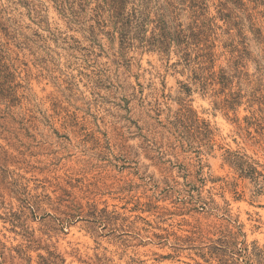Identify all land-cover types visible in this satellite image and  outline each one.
Wrapping results in <instances>:
<instances>
[{
  "label": "rangeland",
  "instance_id": "1",
  "mask_svg": "<svg viewBox=\"0 0 264 264\" xmlns=\"http://www.w3.org/2000/svg\"><path fill=\"white\" fill-rule=\"evenodd\" d=\"M221 1L206 68L165 0L124 51L100 0H0V264H264V0Z\"/></svg>",
  "mask_w": 264,
  "mask_h": 264
},
{
  "label": "trees",
  "instance_id": "2",
  "mask_svg": "<svg viewBox=\"0 0 264 264\" xmlns=\"http://www.w3.org/2000/svg\"><path fill=\"white\" fill-rule=\"evenodd\" d=\"M152 0H100L98 10L106 14L107 20L104 24L109 23V27L114 30L115 39L121 42L122 50L130 46L132 42L144 41L140 34L150 17L146 11ZM169 13L174 15V20L166 19L165 13L157 16L155 29L159 31V39L154 35L150 42L151 47L158 48L159 52H169L171 47H176V53L181 60L186 61L192 56L203 61L208 68L214 64L210 55L211 46L207 45L211 33L216 29L213 22L215 18L206 17L207 0H175L183 8L188 7L192 17L188 24H183L180 20V14L175 15L171 12L174 0H165ZM234 4V0H223L219 7L225 8L228 4ZM187 10V9H186ZM184 13V9L180 10ZM163 9L159 10V14ZM220 13V12H219ZM225 18V17H223ZM135 35V36H134ZM157 42L160 45H157ZM143 46V45H140ZM145 48V47H144ZM187 62V61H186ZM203 70H208L203 68ZM211 75H216L212 73ZM218 77L217 76V80ZM222 77V76H221ZM228 264V261H226ZM245 263V261H242Z\"/></svg>",
  "mask_w": 264,
  "mask_h": 264
}]
</instances>
